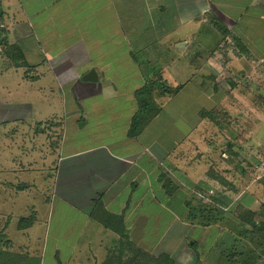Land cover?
Here are the masks:
<instances>
[{"label": "crops", "instance_id": "obj_1", "mask_svg": "<svg viewBox=\"0 0 264 264\" xmlns=\"http://www.w3.org/2000/svg\"><path fill=\"white\" fill-rule=\"evenodd\" d=\"M189 28L206 34L180 32ZM156 45L167 51L154 61L147 51ZM148 61L161 66L148 68ZM92 69L95 81L86 79ZM154 72L190 75L131 136L139 91ZM236 73L239 86L226 82L231 92L232 84L241 92L249 82L264 94V0H0V137L22 146L23 137L39 144L48 138L58 152L53 195L24 229L21 246L5 228L25 254L21 262L113 264L121 238L144 253L172 255L184 241L199 242L200 231L216 233V224L189 218L195 187L212 186V200L221 196L225 210L258 212L264 190L243 173L258 170L264 142H248L247 130L211 119L218 128L209 141L219 145L207 146L206 162L196 165L199 142L209 137L193 131L201 123L210 128V116L201 114L218 104L211 96L217 78ZM210 83L212 90L203 88ZM199 168L204 176L196 180Z\"/></svg>", "mask_w": 264, "mask_h": 264}, {"label": "rangeland", "instance_id": "obj_2", "mask_svg": "<svg viewBox=\"0 0 264 264\" xmlns=\"http://www.w3.org/2000/svg\"><path fill=\"white\" fill-rule=\"evenodd\" d=\"M216 22L219 23L220 26H226L221 16H219ZM189 26L191 27V25ZM211 31L214 33L216 32L213 29ZM219 31L221 32L219 37H222L221 39L223 40L225 37L223 35L224 31L222 29ZM180 32H190L193 36H196L197 34H200V36H205L206 34L205 30L198 32L197 30H193L191 28H189V30L184 29ZM216 36H211V39L213 40V38H216ZM225 47L226 46L223 45L224 49ZM151 50L153 51H147V53L152 54L151 57L154 61H156L155 54L158 52H160V54H165L167 51L165 48H161L158 45L153 46ZM220 63L223 64V61ZM238 64L239 62H235L232 66L236 67ZM159 65L161 66L159 62H147L148 68H157ZM237 73L229 77L221 74V78H217L218 80L216 85L218 86V91H215L214 95L211 96L214 104H216V102H218V104L215 108L209 110L212 116L206 117L204 119L205 122L210 123V128H208L207 131V125L201 123V126L199 125L198 127L199 130L196 129L193 131V137H209L207 141L206 139H202L201 142H199V147L203 151V158L200 159L196 165L202 163L204 164L206 162L207 158L205 159L204 157H206L207 154V146L219 145L213 139L209 141L210 138L213 137L212 132H215V130L218 128L215 122H213V120L211 121V119H215L216 122H219L222 127L224 126V129H227L228 123L231 122L236 128H243L247 130L251 133V137L249 138L248 142L251 141L254 144H256V142H264V113L263 110L259 109L258 105L255 104L257 101L261 100L260 96L264 97V94L261 95L256 93L255 90H251L252 88H249V82H244V89H241V92H234V89H236L234 88L235 84H238V86L240 84V81L236 82V79H238ZM189 75V73L184 72V74L181 75L183 78L179 77L178 79L168 77V74L163 75L162 78H166L161 81L164 82L162 85L158 84L156 86L155 84L154 94L151 95L153 103L152 108L154 109L152 112L157 109V106L161 101V97L163 95L170 96L168 91L173 93L176 86L186 81ZM250 80L253 81L252 79ZM230 81L236 82L235 84H232V92L228 88L229 84H226V82L230 83ZM262 83L264 84V80ZM251 85L253 86V84ZM211 86L212 85L210 83V85L207 84L203 88L208 91L209 87V90H212ZM219 89H223L222 91L226 92L219 93ZM245 107H247V109H245ZM150 115L153 117L155 113H151ZM4 136L5 135L0 137V184H3L0 185V234H5V228L9 224L7 227L8 238L14 239L15 237L16 243L18 246H21L22 242L25 241L24 229L31 228L30 225L36 222V217L34 216L38 214V212L43 214L45 208L47 207L43 206V204L47 202V198H51L53 195L55 181L58 176V152L55 150V148L52 149V142L48 140V138L44 139V141L40 142L39 144V139H36L35 137H23L25 146H22L21 143L17 144V141H15L16 137L9 136L8 138ZM19 138V141H21V137ZM220 138L223 140L222 136ZM247 144L248 143L246 142L245 145ZM8 145H10V148L7 147ZM251 165L253 166V163ZM202 176H204V173L201 172V168L197 169V171L194 173V179H202ZM243 176L245 180L256 178L257 182H253L251 185L258 186L259 189L264 190V175L261 174L259 170L247 169L243 173ZM4 183L6 186H4ZM22 183L28 186H23ZM211 188L212 186H201L200 189L195 187L196 191L191 190V198L187 201L189 207L196 206L198 203L200 204V201L207 205L213 204L219 207L222 209L223 215L228 218V230L223 232L225 224L220 222L221 225L217 224L215 235H212L213 233L211 231H200L198 237L199 242H197L196 246L192 245L194 241L189 242L191 243V245H189L190 247L188 246L189 243L187 244L186 241H184L179 251L174 252L172 255L170 254L176 264H234L235 262H237L236 264H242L239 255L234 256V254L239 250L235 251V253L232 255L233 259H235L233 260L234 263L224 262V259L221 258V254H219L221 249L227 248L226 251L229 249H231V251L235 250L233 243H236L232 242V239L235 238V234L238 232V227L236 226L237 222H234L238 221V217L235 216V211H233V209L231 210L227 207L225 210L217 200H212L211 195H216L218 192L213 191ZM247 192L254 193L250 186H248ZM171 205L176 206L174 201L171 203ZM25 216L28 218L32 217V219L34 217L35 220L27 226L20 227L19 221ZM38 224L39 222L35 225L34 230ZM38 229H40V227ZM3 234L0 235V250L2 252L1 257L7 260L6 264L26 263L25 260L21 262V257L23 258L25 255L22 250H20L13 241L11 242L7 238L6 234ZM188 234L194 236L196 234V230L193 229L189 231ZM113 251V255L109 256V259H113V264H157L150 261L147 253H149V255H160L149 251L144 253L138 248L133 247L132 243L126 238H121L119 243L117 242V247ZM174 256H176V259ZM228 258H231V256L228 255ZM33 261L34 259L31 262L28 261V264L33 263Z\"/></svg>", "mask_w": 264, "mask_h": 264}, {"label": "trees", "instance_id": "obj_3", "mask_svg": "<svg viewBox=\"0 0 264 264\" xmlns=\"http://www.w3.org/2000/svg\"><path fill=\"white\" fill-rule=\"evenodd\" d=\"M161 80H164V78L161 76V72H154L152 78L147 81V84H145L139 91V108L132 118L129 128V135H137L144 127L145 123L152 118L150 114H156L158 112L159 104L157 109L152 112L154 109L152 108L153 103L151 95L154 94L155 84L156 86L158 84L162 85L164 81L162 82ZM179 88H181V86L176 87L175 91ZM168 93L171 92L168 91ZM202 116H212V114L210 111L205 110L202 112ZM213 200H217L221 205L227 204L226 200H224L221 196L220 198H214ZM200 202L201 203H198L196 206H190L189 218L191 219V222L204 226L214 224L221 225V222L225 224V227L223 226L224 229L228 230V218L223 215L222 209L213 204L207 205L202 201ZM236 210L233 211H235V216L238 217V221H234L237 222L236 226L238 227V232L235 234V238L232 239V242L236 243H233L235 250L231 251V249H229L226 251L227 248L221 249L219 253L222 256L221 258L224 259V262L234 263L233 260L235 259H233L232 255L235 253V251L239 250L234 254V256L239 255L242 264H264V205L258 212L250 209H242L239 207ZM31 220L32 218L23 217L19 221V226L24 227V225L30 224ZM196 244L197 243L195 241L192 243V245L195 246ZM1 254L2 252L0 250V264H6L7 260L3 259ZM228 255L231 256L232 259L228 258ZM147 256L151 262L157 264H176L172 256L167 252H162L157 256L153 254L149 255V253H147ZM236 263L237 262L234 264Z\"/></svg>", "mask_w": 264, "mask_h": 264}, {"label": "built area", "instance_id": "obj_4", "mask_svg": "<svg viewBox=\"0 0 264 264\" xmlns=\"http://www.w3.org/2000/svg\"><path fill=\"white\" fill-rule=\"evenodd\" d=\"M257 169L261 174L264 175V153L262 154L261 158L258 160Z\"/></svg>", "mask_w": 264, "mask_h": 264}, {"label": "water", "instance_id": "obj_5", "mask_svg": "<svg viewBox=\"0 0 264 264\" xmlns=\"http://www.w3.org/2000/svg\"><path fill=\"white\" fill-rule=\"evenodd\" d=\"M98 76L97 73L94 69L90 70L87 75H86V79L90 80V81H95L97 80Z\"/></svg>", "mask_w": 264, "mask_h": 264}]
</instances>
